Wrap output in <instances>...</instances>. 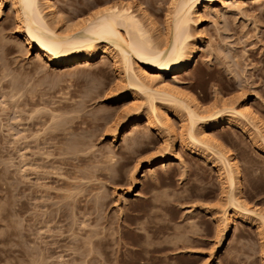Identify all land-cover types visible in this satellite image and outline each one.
I'll return each mask as SVG.
<instances>
[{
	"label": "rangeland",
	"instance_id": "1",
	"mask_svg": "<svg viewBox=\"0 0 264 264\" xmlns=\"http://www.w3.org/2000/svg\"><path fill=\"white\" fill-rule=\"evenodd\" d=\"M52 1L69 24L91 0ZM170 1L114 0L154 19L153 35ZM197 11L189 32L205 46L188 73L166 79L204 112L246 100L264 124V0H215ZM122 74L109 57L46 63L28 50L11 7L0 8V264H194L182 254L201 260L222 246L219 163L181 142L177 118V135L167 136L150 107L184 112L158 97L149 104ZM134 115L139 123L122 130ZM232 120L212 134L240 164L242 202L264 213V147ZM164 142L175 145L173 159L147 170L169 152ZM256 225L234 222L215 264H262Z\"/></svg>",
	"mask_w": 264,
	"mask_h": 264
},
{
	"label": "bare ground",
	"instance_id": "2",
	"mask_svg": "<svg viewBox=\"0 0 264 264\" xmlns=\"http://www.w3.org/2000/svg\"><path fill=\"white\" fill-rule=\"evenodd\" d=\"M110 1H88L84 7L78 8L77 19L69 24L61 16L57 17L58 12L53 8L52 0H0V8L4 5L11 7L15 26L28 50H35L37 56L46 63L62 67L109 57L115 64H120L126 85L144 93L151 101L149 104L158 97L166 102L165 105L176 104L184 112L185 119L167 110H157L152 105L150 120L173 138L177 135L178 128L174 123L177 118L181 142L187 144L183 142L187 140L192 152L197 147L201 148L199 158L205 159L210 155L219 163V177L226 195L221 218V240L215 244L216 248L230 234L236 221L251 219L264 234V213L247 208L241 200L240 164L234 152L212 134L221 126H235L232 119H236L248 127L247 131L254 143L264 147V124L246 100H242L237 108L231 105L204 112L196 98L179 92L176 84L166 79L191 70L198 53L205 46V40L201 34L192 36L189 24L200 5L208 7L215 0H171L164 17V29L155 35L149 28L153 26L154 19L146 12L141 11L139 15L140 9L133 10L129 5ZM156 77L165 79L158 81L155 87L151 86L153 89L150 85L154 84ZM139 121V116L134 115L123 121L121 128L126 130L130 125L135 127ZM164 145L169 148V152L159 157L156 163L150 162L147 170H151L155 164L173 159L175 145L166 142ZM220 225L217 221V228ZM261 258L264 264V254Z\"/></svg>",
	"mask_w": 264,
	"mask_h": 264
},
{
	"label": "crops",
	"instance_id": "3",
	"mask_svg": "<svg viewBox=\"0 0 264 264\" xmlns=\"http://www.w3.org/2000/svg\"><path fill=\"white\" fill-rule=\"evenodd\" d=\"M183 215L185 217L184 212H182L181 216ZM227 244H228V237L224 239L222 246L218 250H216L214 254L207 253L204 255V257H201L202 258L201 260H200L199 255H188V254H182V255H184L185 259L188 260L190 263L193 262L194 264H208L209 262H213L212 264H215L217 261L220 262V260L222 259L225 253ZM169 263L170 262H166V264H169Z\"/></svg>",
	"mask_w": 264,
	"mask_h": 264
}]
</instances>
